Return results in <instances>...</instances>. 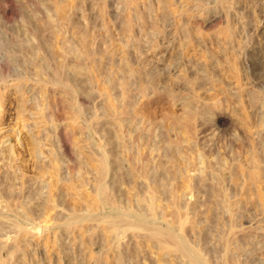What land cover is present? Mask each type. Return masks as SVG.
I'll use <instances>...</instances> for the list:
<instances>
[{
  "label": "rangeland",
  "instance_id": "rangeland-1",
  "mask_svg": "<svg viewBox=\"0 0 264 264\" xmlns=\"http://www.w3.org/2000/svg\"><path fill=\"white\" fill-rule=\"evenodd\" d=\"M190 258L264 264V0H0V264Z\"/></svg>",
  "mask_w": 264,
  "mask_h": 264
},
{
  "label": "bare ground",
  "instance_id": "bare-ground-1",
  "mask_svg": "<svg viewBox=\"0 0 264 264\" xmlns=\"http://www.w3.org/2000/svg\"><path fill=\"white\" fill-rule=\"evenodd\" d=\"M171 237V236H170ZM171 238H173V237H171ZM174 240V239H173ZM175 244H177L176 242H175ZM179 244H181V245H178L179 246V249H180V251L183 253V254H185V255H188L189 257L192 255L188 250H186L185 249V247H184V245H182V244H184V243H181V241H180V243ZM176 245V246H177ZM191 259V258H190ZM192 260V264H200L199 262H197V261H195V260H193V258L191 259Z\"/></svg>",
  "mask_w": 264,
  "mask_h": 264
}]
</instances>
